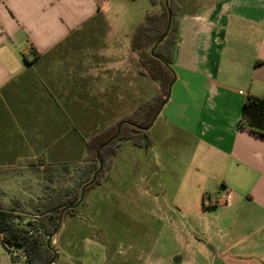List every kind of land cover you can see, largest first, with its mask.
Listing matches in <instances>:
<instances>
[{
  "label": "crops",
  "instance_id": "1",
  "mask_svg": "<svg viewBox=\"0 0 264 264\" xmlns=\"http://www.w3.org/2000/svg\"><path fill=\"white\" fill-rule=\"evenodd\" d=\"M175 3L176 77L162 110L168 145L187 154L167 214L176 247L129 253L140 264H264V137L240 123L247 96L264 98V0ZM110 12L106 0H0V206L33 208L45 188L19 196V184L51 181L67 149L85 147L80 125L130 112L147 79L157 92ZM19 263L0 241V264Z\"/></svg>",
  "mask_w": 264,
  "mask_h": 264
},
{
  "label": "rangeland",
  "instance_id": "2",
  "mask_svg": "<svg viewBox=\"0 0 264 264\" xmlns=\"http://www.w3.org/2000/svg\"><path fill=\"white\" fill-rule=\"evenodd\" d=\"M106 1L111 8L110 20L112 23L116 22L117 16L126 36L133 33L134 27L144 22L147 13L160 12L159 6L152 7L151 0ZM174 8L177 9L176 4ZM179 16L177 13V18ZM22 61L24 62L23 59ZM131 67L133 74V64ZM143 91L140 95L132 94L130 112L119 109L114 113L116 118L112 124L129 116L140 99L143 102L154 95V87H151L148 79ZM164 117L165 111L162 110L149 130L148 137L152 146L148 152L143 148L139 149L131 141H125L121 143L117 156L105 160V171L99 178V185L86 195L75 216L65 217L58 233L51 239V247L57 256L55 264H140L136 253L130 254L129 250L137 251L141 247L156 246L157 254L167 258L176 247L167 214L170 216L174 213L171 211L173 181L183 171L187 154L179 156L180 152L173 144L171 147L175 158L172 161L168 143L173 141L169 140L171 134L164 125ZM86 123L88 122H84ZM84 124L80 127L83 136L88 138L86 143L91 142L93 136L108 126L104 123L99 127L93 123ZM61 158V167L51 169L56 172L52 177L49 176L51 181L48 179L45 184H19V196L22 190H26L28 194H38L41 187L46 189L75 186L80 194L84 187L79 181L81 174L88 166L99 169L91 146L89 150L84 146L76 150L68 148L65 157ZM150 168H156L152 172V180L149 178L148 184H142L139 177L146 172L148 174ZM172 171L177 172L175 176ZM24 186L29 188H22ZM0 207L5 208V203ZM26 211L31 212L34 209L30 207ZM144 231L150 237H143Z\"/></svg>",
  "mask_w": 264,
  "mask_h": 264
},
{
  "label": "trees",
  "instance_id": "3",
  "mask_svg": "<svg viewBox=\"0 0 264 264\" xmlns=\"http://www.w3.org/2000/svg\"><path fill=\"white\" fill-rule=\"evenodd\" d=\"M175 4V0H151L152 7L159 6L160 12L147 13L144 22L133 30L130 47L132 52L138 56L141 75L157 84L158 90L151 98L143 102L140 99L139 104L129 116L106 126L99 134L92 137L91 142H85L87 150L90 146L93 147L99 169H92L88 166L87 170L81 174L79 181L85 188L83 199L81 200L82 192L79 194V189L75 186L46 188L44 195L33 199L36 201L33 206L34 211H25L20 214L0 207V241L12 254H18L17 258L12 257L15 262L49 264L57 257L51 247V239L58 233L61 215L62 224L66 216L77 214L86 195L99 185L97 184L99 178L105 171L103 166L105 160L117 156L121 143L125 141H131L133 145L145 149L146 152L152 146L148 137L149 131L145 129L156 117L162 103L167 98L169 86L174 84L176 77L172 69V46L177 33ZM169 15L171 16L170 30L165 39L159 43L166 33ZM25 59L27 61V58ZM37 59L38 56L35 53L33 60ZM240 123L264 137V98L247 96L243 104ZM119 127V135L115 137ZM98 150L99 157H97ZM100 166H102L101 169ZM51 169L49 171L53 172ZM95 175V181L90 184Z\"/></svg>",
  "mask_w": 264,
  "mask_h": 264
},
{
  "label": "water",
  "instance_id": "4",
  "mask_svg": "<svg viewBox=\"0 0 264 264\" xmlns=\"http://www.w3.org/2000/svg\"><path fill=\"white\" fill-rule=\"evenodd\" d=\"M170 26H171V16L169 15V23H168V26H167L166 33H165L164 36L159 40V43H161V42L165 39V37L167 36V34H168L169 30H170ZM152 54H154V50H152ZM172 86H173L172 84L169 86L167 98H166L165 101L162 103V105H161V107H160V109H159V111H158L156 117H155L154 120L152 121L151 125H150L148 128L145 129L146 131H149V130H150V128L153 126L154 122L156 121L157 117H158L159 114L161 113L163 107H164V106L166 105V103L169 101L170 96H171V92H172ZM120 127H121V126H120ZM120 127L118 128V132H117V134H116L115 137H117V136L119 135ZM97 157H99V150L97 151ZM101 168H102V166H100V169H101ZM95 179H96V175L94 176V178H93V180L90 182V184L93 183V181H95ZM88 185H89V184H88ZM86 186H87V185H86ZM86 186H85V187H86ZM84 189H85V188H83V190H82V197H81V200L83 199ZM61 220H62V215H61V217H60V220H59L60 223H59V226H58V227H60ZM56 260H57V257H55V258H54L49 264H55Z\"/></svg>",
  "mask_w": 264,
  "mask_h": 264
},
{
  "label": "built area",
  "instance_id": "5",
  "mask_svg": "<svg viewBox=\"0 0 264 264\" xmlns=\"http://www.w3.org/2000/svg\"><path fill=\"white\" fill-rule=\"evenodd\" d=\"M34 58V57H33ZM207 199H209V196L208 197H206ZM25 223H26V221H25ZM14 256V258H17V256H18V254L17 253H13L12 254V257Z\"/></svg>",
  "mask_w": 264,
  "mask_h": 264
}]
</instances>
